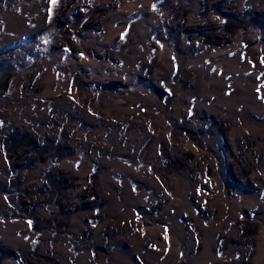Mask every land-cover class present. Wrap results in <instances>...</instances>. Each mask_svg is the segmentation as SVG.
<instances>
[{
    "label": "rangeland",
    "instance_id": "rangeland-1",
    "mask_svg": "<svg viewBox=\"0 0 264 264\" xmlns=\"http://www.w3.org/2000/svg\"><path fill=\"white\" fill-rule=\"evenodd\" d=\"M0 264H264V0H0Z\"/></svg>",
    "mask_w": 264,
    "mask_h": 264
},
{
    "label": "snow or ice",
    "instance_id": "snow-or-ice-1",
    "mask_svg": "<svg viewBox=\"0 0 264 264\" xmlns=\"http://www.w3.org/2000/svg\"><path fill=\"white\" fill-rule=\"evenodd\" d=\"M53 3H55V0H52Z\"/></svg>",
    "mask_w": 264,
    "mask_h": 264
}]
</instances>
